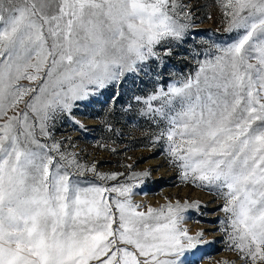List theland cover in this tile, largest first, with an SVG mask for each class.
I'll use <instances>...</instances> for the list:
<instances>
[{"label": "snow or ice", "instance_id": "6c2138e0", "mask_svg": "<svg viewBox=\"0 0 264 264\" xmlns=\"http://www.w3.org/2000/svg\"><path fill=\"white\" fill-rule=\"evenodd\" d=\"M184 7L0 0V264H185L201 243L203 233L182 227V213L198 203L140 211L133 190L149 173L134 174L135 184L83 186L68 169L83 175L85 167L58 142L37 138V128L49 137L48 122L71 114L76 101L161 60L158 47L170 55L190 27ZM221 7L225 31L237 37L194 78L146 103L164 122L157 138H166L182 181L223 195L229 247L245 264H264V0Z\"/></svg>", "mask_w": 264, "mask_h": 264}, {"label": "rangeland", "instance_id": "374dc122", "mask_svg": "<svg viewBox=\"0 0 264 264\" xmlns=\"http://www.w3.org/2000/svg\"><path fill=\"white\" fill-rule=\"evenodd\" d=\"M223 2L179 0L185 6L184 11L191 12L190 27L182 41L171 42L170 55H164L165 49L158 47L161 60H152L143 71L127 73L117 84L76 101L71 114H58L48 122L49 137L40 136L37 128V138L42 143L58 142L62 152L85 167L83 175L75 167L68 169L83 186L135 184L139 181L134 174L149 173L140 177L143 182L133 190L132 202L140 205L138 210L147 211L149 207L166 210L169 204L198 203V207L182 213L185 217L182 227L189 235L203 233L201 243L186 254L185 264H245V261L229 247L227 233L231 229L227 227V214L221 210L225 203L223 195L199 186L198 182L182 181L181 170L170 163L166 138H157L164 122L152 117L146 101L160 91L167 92L173 84L194 78L202 62L219 54V48L237 37L236 32L225 31L228 24L221 7ZM38 83L20 81L25 87ZM151 103L159 107L161 101ZM20 108L23 109L22 104ZM93 167L95 171L87 170ZM113 173L118 174L114 180H102L97 175ZM106 195L115 197V193Z\"/></svg>", "mask_w": 264, "mask_h": 264}]
</instances>
